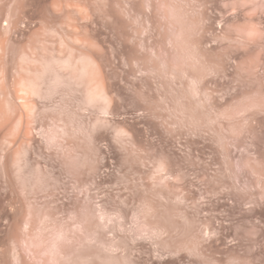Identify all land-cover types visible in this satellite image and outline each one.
Wrapping results in <instances>:
<instances>
[{
    "label": "rangeland",
    "instance_id": "1",
    "mask_svg": "<svg viewBox=\"0 0 264 264\" xmlns=\"http://www.w3.org/2000/svg\"><path fill=\"white\" fill-rule=\"evenodd\" d=\"M260 21L264 0H0V264H264ZM178 97L215 120L177 123Z\"/></svg>",
    "mask_w": 264,
    "mask_h": 264
},
{
    "label": "bare ground",
    "instance_id": "2",
    "mask_svg": "<svg viewBox=\"0 0 264 264\" xmlns=\"http://www.w3.org/2000/svg\"><path fill=\"white\" fill-rule=\"evenodd\" d=\"M150 2H151V0H149ZM183 1V0H182ZM186 1V0H185ZM192 1H195V0H192ZM151 4V3H150ZM178 9V8H177ZM177 11V10H176ZM175 10H174V12H176ZM180 11H181V9H180ZM167 13V12H166ZM166 13H165V15H166ZM177 13H179L180 14V12H179V10H178V12ZM175 15V14H174ZM178 15V14H177ZM182 15H183V13H182ZM168 16V14L165 16V18ZM181 16V15H180ZM178 17V16H177ZM182 17V16H181ZM167 19H168V17H167ZM183 18H181L180 20H182ZM187 19V18H186ZM180 20H177V24L178 25H175V27L176 26H178L177 28H175L176 30V34H177V32L178 33H180V34H183L184 35V32L186 31V29H187V27H186V22L185 21H180ZM189 20H192V21H194L193 19H190L189 18ZM170 21V20H169ZM196 21V20H195ZM194 21V22H195ZM198 21V20H197ZM167 22V21H166ZM176 22V21H175ZM175 22H173L174 24H175ZM260 22H262V21H260ZM264 22V21H263ZM262 22V23H263ZM168 23V22H167ZM171 23V22H170ZM189 23V22H188ZM190 23H191V21H190ZM189 23V24H190ZM234 23V22H233ZM262 23H260V24H262ZM195 24V23H194ZM197 24V23H196ZM230 24V23H229ZM253 24V23H252ZM200 25V24H199ZM255 25V24H254ZM264 25V24H263ZM161 26V25H160ZM174 26V25H173ZM192 26H194V25H191V28L193 29V27ZM197 26V25H196ZM195 26V27H196ZM164 27H166V26H164ZM167 27H168V25H167ZM242 27V26H241ZM245 27V26H244ZM248 27V26H247ZM253 27H255V26H253ZM262 27H264V26H262ZM141 28H144V27H141ZM197 28V27H196ZM200 28V27H199ZM198 28V29H199ZM261 28V27H260ZM259 28V29H260ZM188 29H190V28H188ZM187 29V30H188ZM191 29V30H192ZM204 29V28H203ZM247 29V28H246ZM257 29V28H256ZM258 29V30H259ZM141 30V29H140ZM143 30V29H142ZM166 30V29H165ZM169 30V29H168ZM167 30V31H168ZM172 30L174 31V29L172 28ZM191 30H189V31H191ZM200 30V29H199ZM224 30H226L225 28H224ZM198 31V30H197ZM203 31V30H202ZM201 31V32H202ZM263 32H264V29L262 30ZM141 32V31H140ZM171 32V31H170ZM226 32H227V30H226ZM167 33V32H166ZM172 33V32H171ZM186 33H188V31H186ZM191 33H192V31H191ZM220 33V32H219ZM219 33L217 34V35H219ZM221 33H222V31H221ZM224 33H225V31H224ZM224 33H223V35H224ZM169 35H171L170 33H168ZM173 34V33H172ZM180 34H179V36H180ZM193 34V33H192ZM191 34V35H192ZM200 34H202V33H200ZM226 34V33H225ZM137 35V34H136ZM174 35H175V33H174ZM185 35H190V34H185ZM190 35V36H191ZM216 34H215V36H217ZM221 35V34H220ZM228 35V33L226 34V36ZM260 35V34H259ZM140 36V34L137 36V37H139ZM167 36V35H166ZM165 36V37H166ZM229 36H232L231 34H229ZM229 36H227V37H229ZM238 36V35H237ZM264 36V35H263ZM168 37V36H167ZM171 37V40H172V36H170ZM169 37V38H170ZM181 37H182V35H181ZM187 37V36H186ZM185 37V38H186ZM218 37V36H217ZM224 37V36H223ZM226 37V38H227ZM244 37V36H243ZM242 37V38H243ZM183 38H184V36H183ZM185 38H184V42H185ZM234 38H236V37H234ZM244 38H246V37H244ZM254 39L256 38V37H253ZM177 39V38H176ZM179 39L181 40L182 38H180L179 37ZM189 39V38H188ZM225 39V38H224ZM237 39V38H236ZM261 39V38H260ZM170 40V39H169ZM235 40V39H234ZM237 40H240V39H237ZM244 39H242V41H243ZM246 40V39H245ZM252 39H250V41H251ZM258 40V39H257ZM175 41V40H174ZM195 41V40H194ZM253 41V40H252ZM263 41V40H262ZM173 42V41H172ZM187 43H188V40L186 41ZM190 42V41H189ZM193 42V41H192ZM239 42V41H238ZM247 42V41H246ZM245 42V43H246ZM258 42V41H257ZM142 43V42H141ZM179 43V42H178ZM193 43H196V42H193ZM198 43V42H197ZM236 43V42H235ZM250 43V42H249ZM252 43H254V41L252 42ZM173 44V43H172ZM181 44V43H180ZM199 44V43H198ZM200 44H203V43H201L200 42ZM199 44V45H200ZM255 44V43H254ZM259 44V43H258ZM175 45V44H174ZM186 45V44H185ZM189 45V44H188ZM199 45H194V44H191L190 45V51H189V47H187L186 49H188V55L190 56V58H191V63L188 65L189 66V68H193V67H200V68H203V69H205L206 71L208 70L209 71V65H208V62L206 61V57L203 55V54H205V52H204V50H202L201 52H204V53H201L200 52V48L198 49V47H200ZM243 45H244V41H243ZM252 45V44H251ZM262 45V44H261ZM181 46H183V45H181ZM249 46V45H248ZM202 47V46H201ZM246 47V46H245ZM250 47V46H249ZM255 47V46H254ZM262 47H263V45H262ZM203 48V47H202ZM251 48V47H250ZM264 48V47H263ZM148 49V48H147ZM183 49V48H182ZM210 49H212L213 50V48H210V46H209V50ZM146 50V49H145ZM208 50V51H209ZM236 50V49H235ZM248 50V49H247ZM251 50V49H250ZM260 50H262L261 48H260ZM148 51V50H147ZM183 51V50H182ZM206 51V50H205ZM238 51H239V48H238ZM249 51V50H248ZM134 52V51H133ZM132 52V53H133ZM240 52H241V50H240ZM243 52V51H242ZM244 52H246V51H244ZM155 53V52H154ZM184 53V52H183ZM182 53V54H183ZM236 53V52H235ZM239 53V52H238ZM250 53V52H249ZM252 53V52H251ZM263 53H264V50H263ZM149 54H150V52H149ZM149 54H147V55H149ZM237 54V53H236ZM242 54V53H241ZM144 55V54H143ZM145 55H146V53H145ZM144 55V56H145ZM151 55V54H150ZM149 55V56H150ZM156 55H157V53H156ZM206 55V54H205ZM238 55V54H237ZM236 55V56H237ZM240 55V54H239ZM238 55V56H239ZM249 55V54H248ZM248 55H246V56H248ZM157 56H159V55H157ZM242 56H244V55H242ZM241 56V57H242ZM246 56H244L245 58H247ZM153 57V56H152ZM151 56H150V58H152ZM156 57V56H155ZM154 57V58H155ZM160 57L161 56H159V58H155V60L153 61V63L152 64H154V65H152L151 63V65H152V67L150 68V67H148V69L150 70V72H152V70H154V72L156 71H159L158 73L160 74L161 73V76H162V73L163 74H167V75H178V76H184V77H190V75L188 74V71L186 70V68H184L183 66H181V65H179V64H177L176 66H174V64L173 65H171L170 63H168L167 62V60L166 61H164V60H162V59H160ZM182 57V56H181ZM185 57V56H184ZM235 57V56H234ZM241 57H239V58H241ZM94 58V57H93ZM140 58V57H139ZM146 58H148V60H149V57L148 56H146ZM162 58V57H161ZM238 58V57H237ZM238 58V59H239ZM262 58V57H261ZM130 59V58H129ZM145 58H143V60H144ZM181 59V58H180ZM187 59V58H186ZM131 60V59H130ZM133 60V59H132ZM137 60V59H136ZM146 60V59H145ZM152 60V59H151ZM184 60V59H183ZM208 60V59H207ZM246 60V59H245ZM263 60V59H262ZM135 61V60H134ZM140 61V60H139ZM138 61V62H139ZM142 61V60H141ZM180 61H182V60H180ZM208 61H210V60H208ZM247 61V60H246ZM264 61V60H263ZM171 62V61H170ZM189 62V61H188ZM210 62H212V61H210ZM248 62V61H247ZM260 62V61H259ZM133 63V62H132ZM141 63V62H140ZM146 63V62H145ZM148 63H149V61H148ZM175 63H179V62H175ZM181 63V62H180ZM186 63V62H185ZM182 64V63H181ZM218 64V63H217ZM139 65V64H138ZM219 65H223V64H219ZM144 66V65H143ZM149 66V65H148ZM215 67L214 68H216V65H214ZM224 66V65H223ZM141 66H138V68H140ZM145 67H146V65H145ZM145 67H143V68H145ZM101 68V67H100ZM143 68H141L142 69V71H143ZM188 68V69H189ZM224 68V67H223ZM196 69V68H195ZM219 69V68H218ZM262 69H263V67H262ZM134 70H135V68H134ZM145 70H146V68H145ZM200 70V69H199ZM192 71V70H191ZM205 71V72H206ZM216 71V70H215ZM264 71V70H263ZM101 72H102V69H101ZM138 72V71H137ZM201 73H203V70H202V72ZM219 73H220V71H219ZM135 74V73H134ZM142 74V73H141ZM221 74V73H220ZM205 75V74H204ZM103 76H105V75H103ZM157 76H159V75H157ZM181 76V77H182ZM197 76V75H196ZM106 77V76H105ZM168 77V76H167ZM181 77H180V79H181ZM201 77V76H200ZM149 78H150V76H149ZM163 78V77H162ZM106 80V78H103V80ZM179 79V80H180ZM146 80H148V79H146ZM166 80H167V78H166ZM165 80V81H166ZM164 81V80H163ZM169 81V80H168ZM180 81H182V80H180ZM187 81V80H186ZM152 82V81H151ZM183 83L185 82L184 80L182 81ZM205 82V81H204ZM203 82V83H204ZM104 83H106V81L104 82ZM147 83H148V81H147ZM179 83V82H178ZM149 84V83H148ZM166 84H168V82L166 83ZM171 84V83H170ZM186 84V83H185ZM184 84V86H186ZM151 85V84H150ZM201 85V84H200ZM105 86V85H104ZM181 87V86H180ZM201 87H203V86H201ZM149 88V87H148ZM169 88V87H168ZM173 88H174V86H173ZM184 88V87H183ZM109 89V88H108ZM147 89V88H146ZM187 89V88H186ZM186 89L184 90V91H186ZM171 90V89H170ZM180 90H182L183 91V89H180ZM212 90H214V88L212 89ZM215 90H217L216 88H215ZM99 91H101V92H99V94L101 95L102 93H104V88H102L101 90H99ZM106 91V90H105ZM207 91V90H206ZM108 93V92H107ZM184 93H186V92H184ZM187 93H190L189 91L187 92ZM186 93V94H187ZM109 94V93H108ZM210 94V93H209ZM97 95H98V93H97ZM104 95V94H103ZM103 95H101V96H103ZM173 95V94H172ZM179 95V94H178ZM212 95V94H211ZM189 96H191V95H189ZM145 97V96H144ZM157 97V96H156ZM166 97H167V95H166ZM188 97V96H187ZM192 97V96H191ZM173 99H174V97H172ZM178 98H180V97H178ZM177 98V99H178ZM199 98H201V97H199ZM213 98V97H212ZM150 99V98H149ZM154 99V98H153ZM183 99V97H181L179 100H177V109H178V113H179V117L180 118H175V121L177 122V123H179V124H181V125H183V124H185V125H191V126H193V127H196V126H198L199 127V125L201 124V122H204V119H205V117L204 116H206V119H205V121H214L215 120V117L209 112V111H202L203 113H199V111H197L196 109H194L193 107V105H195V104H193L194 103V101H191L190 103H187V102H185V101H183L182 100ZM191 99H193V98H191ZM190 98H189V100H191ZM195 99V98H194ZM202 99V98H201ZM113 100H114V97H113ZM203 100V99H202ZM196 101H197V99H196ZM210 101V100H209ZM115 102V101H114ZM148 102V101H147ZM204 102V101H203ZM215 102V101H214ZM116 103V102H115ZM151 103V102H150ZM198 103V102H197ZM207 104V103H206ZM215 104V103H214ZM116 105H117V103H116ZM115 104H114V106H116ZM111 106H112V104H111ZM114 106H112V107H114ZM161 106V105H160ZM255 106H256V104H255ZM118 107H120V106H118ZM144 107V106H143ZM199 107V106H198ZM148 108V107H147ZM110 109H111V107H110ZM112 109H114V108H112ZM149 109V108H148ZM154 109V108H153ZM162 109V108H161ZM207 109V108H206ZM116 110V109H115ZM147 110V109H146ZM263 110V109H262ZM112 111V110H111ZM116 111H118V110H116ZM149 112V111H148ZM165 112V111H164ZM163 112V113H164ZM262 112H264V111H262ZM143 113V112H142ZM153 114H155V113H153ZM117 115V114H116ZM163 115H165V114H163ZM121 116V115H120ZM164 117V116H163ZM173 120V119H172ZM171 120V121H172ZM151 121V120H150ZM153 121V120H152ZM169 122V121H168ZM210 123V122H209ZM124 124V123H123ZM133 124V123H132ZM217 124V123H216ZM135 125V124H134ZM131 126V125H130ZM179 126V125H178ZM220 126V125H219ZM127 128V127H126ZM158 128V127H157ZM165 128H166V126H165ZM134 129V128H133ZM132 129V130H133ZM159 129V128H158ZM179 129V128H178ZM216 129V128H215ZM142 130V129H141ZM189 130V129H188ZM143 132V131H142ZM217 132V131H216ZM145 133V132H144ZM178 133V132H177ZM218 133V132H217ZM220 133V132H219ZM160 134V133H159ZM158 134V135H159ZM172 136H173V134H172ZM217 136V135H216ZM219 136H221V135H219ZM143 137V136H142ZM223 137V136H222ZM137 138V137H136ZM170 138V137H169ZM172 138V137H171ZM211 138V137H210ZM144 139V138H143ZM220 139H221V137H220ZM162 140V139H161ZM223 139H221L220 141H222ZM107 141V140H106ZM226 142V141H225ZM223 143V142H222ZM142 144V143H141ZM148 144V143H147ZM143 145V144H142ZM226 145V144H225ZM145 146V145H144ZM143 146V147H144ZM142 147V146H141ZM225 147V146H224ZM221 148H222V146H221ZM226 148V147H225ZM125 149V151L126 152H129V149L127 148V147H125L124 148ZM227 149V148H226ZM220 150V149H219ZM224 150V149H223ZM228 150H229V148H228ZM227 153V152H226ZM142 157V156H141ZM229 160V159H228ZM227 160V161H228ZM226 161V162H227ZM230 165H232V164H230ZM230 168V167H229ZM233 168V167H232ZM234 172V171H233ZM232 172V173H233ZM258 173V172H257ZM261 173V172H260ZM264 172H262V174H263ZM231 175H233V174H231ZM234 178V177H233ZM264 178V177H263ZM258 179H259V177H258ZM258 181V180H257ZM234 182V181H233ZM259 182V181H258ZM227 183V182H226ZM230 183H231V181H230ZM262 183H264L263 181L261 182V184ZM230 185V184H229ZM233 185V184H232ZM264 185V184H263ZM232 187V186H231ZM230 187V188H231ZM263 187V186H262ZM157 192V194H159V195H161V196H164L165 195V192H164V190L163 189H159V190H157L156 191ZM154 227L155 228H157V229H159V230H162L163 229V227L161 226V225H159V223H155L154 224ZM164 229H165V227H164ZM163 229V230H164Z\"/></svg>",
    "mask_w": 264,
    "mask_h": 264
}]
</instances>
